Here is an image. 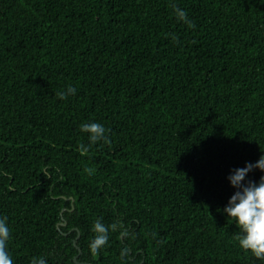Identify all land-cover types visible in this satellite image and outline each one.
I'll list each match as a JSON object with an SVG mask.
<instances>
[{"label": "trees", "instance_id": "1", "mask_svg": "<svg viewBox=\"0 0 264 264\" xmlns=\"http://www.w3.org/2000/svg\"><path fill=\"white\" fill-rule=\"evenodd\" d=\"M85 122L110 143L82 153ZM261 155L264 0H0L13 264H78L77 247L87 264H264L223 212L228 176ZM96 220L115 227L93 255Z\"/></svg>", "mask_w": 264, "mask_h": 264}, {"label": "clouds", "instance_id": "2", "mask_svg": "<svg viewBox=\"0 0 264 264\" xmlns=\"http://www.w3.org/2000/svg\"><path fill=\"white\" fill-rule=\"evenodd\" d=\"M174 7V14L178 22H184L189 28L195 25L188 19L187 13L178 7ZM175 39V37H173ZM76 89L68 86L56 93L60 100L75 95ZM80 131L88 134L89 145L81 144L79 150L82 153L88 151L91 145L103 141L110 143L106 135L105 127L100 123L85 122L80 125ZM258 169L264 173V155H261L256 163H247L243 168L234 169L228 176L230 186L236 191L230 197L227 206L223 209L228 219H232L239 229L236 239L239 246L245 252H250L257 259L264 260V176L259 182L246 181V177L253 170ZM87 171L91 172L90 169ZM115 225H105L101 220H96L91 231L95 234L89 244L90 252L95 255L108 243V233ZM242 233V234H241ZM11 236V230L6 217H0V264H13V260L7 251V243ZM31 264H46L40 257H34Z\"/></svg>", "mask_w": 264, "mask_h": 264}, {"label": "water", "instance_id": "3", "mask_svg": "<svg viewBox=\"0 0 264 264\" xmlns=\"http://www.w3.org/2000/svg\"><path fill=\"white\" fill-rule=\"evenodd\" d=\"M80 236V235H79ZM78 248V250H79V254L74 258V260H75V262L76 263H78V264H87V263H84V262H79L78 261V257L80 256V254H81V250H80V248L79 247H77ZM89 264V263H88Z\"/></svg>", "mask_w": 264, "mask_h": 264}]
</instances>
